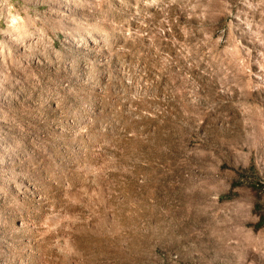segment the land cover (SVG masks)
<instances>
[{
  "label": "rangeland",
  "instance_id": "rangeland-1",
  "mask_svg": "<svg viewBox=\"0 0 264 264\" xmlns=\"http://www.w3.org/2000/svg\"><path fill=\"white\" fill-rule=\"evenodd\" d=\"M0 264H264V0H0Z\"/></svg>",
  "mask_w": 264,
  "mask_h": 264
}]
</instances>
